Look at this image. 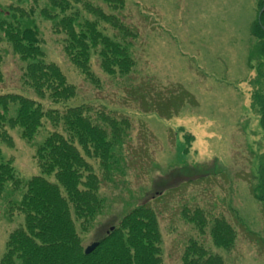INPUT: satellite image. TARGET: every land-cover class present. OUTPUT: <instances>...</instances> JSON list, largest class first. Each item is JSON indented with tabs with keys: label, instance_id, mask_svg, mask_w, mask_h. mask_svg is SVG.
<instances>
[{
	"label": "rangeland",
	"instance_id": "rangeland-1",
	"mask_svg": "<svg viewBox=\"0 0 264 264\" xmlns=\"http://www.w3.org/2000/svg\"><path fill=\"white\" fill-rule=\"evenodd\" d=\"M119 1L112 8L94 3L127 29L120 28L123 38L101 24L105 35L116 34L131 45L134 66L129 74L109 77L93 54L96 86L67 56L64 34L41 17L46 0H0V20L12 9L18 20L37 27L44 62L58 67L77 89L78 104L104 108L130 123L127 141L108 167L109 179L99 161L89 160L102 180L105 205L93 224H77L82 245L100 241L126 214L148 205L158 216L164 264H183L191 242L221 264H264V42L252 35L263 0ZM0 54V94H26L20 76L29 63L4 40ZM145 96L162 112L142 110ZM45 123L33 142L16 129L10 143H0L1 157L11 160L17 178L40 175L34 155L54 130ZM12 188L0 197V260L10 233L24 220L16 212L20 188ZM196 214L209 218L208 225L197 222ZM220 219L234 232L225 248L211 239L219 222L226 225Z\"/></svg>",
	"mask_w": 264,
	"mask_h": 264
},
{
	"label": "trees",
	"instance_id": "trees-1",
	"mask_svg": "<svg viewBox=\"0 0 264 264\" xmlns=\"http://www.w3.org/2000/svg\"><path fill=\"white\" fill-rule=\"evenodd\" d=\"M94 1L46 0L40 15L53 25L55 33L64 34L67 56L85 78L98 86L100 80L92 69L93 54L109 77L129 74L134 60L131 45L116 34L105 35L101 24L105 23L108 29L111 25L123 38L125 33L120 28L127 29L114 23V17L107 16ZM98 1L109 8L120 5L119 0ZM16 15L12 9L2 13L0 41L11 44L14 53L29 63L20 82L34 97L21 93L20 88L12 94H0V143H10V132L16 129L24 140L33 142L45 129V122L54 130L36 149L34 160L40 175L30 180L17 178L11 160L5 161L0 153V197L10 186L15 191L20 188L21 202L14 210L24 217L21 225L10 233L0 264H164L158 216L148 205L126 214L119 226L98 241L94 252L85 253L77 224L86 228L87 224H93L105 205L100 196L102 180L89 160L99 161V167L110 176L108 167L114 164L119 147L127 141L130 123L104 108L100 110L86 102L78 104L77 89L58 67L44 62L37 27L24 24ZM252 29V35L264 42V11ZM3 64L0 54V83L4 78ZM73 101L77 105H71ZM149 103L146 96L143 103L141 98V109L145 106V110L162 112L154 102ZM261 124L264 128V115ZM262 176L260 189L264 201V170ZM254 190L251 189L252 193ZM204 220L208 225L209 218L197 215L201 225ZM220 220L226 225L219 222L220 229L212 230L211 239L216 247L225 248V239H231L234 232L227 222ZM229 242L230 245L232 240ZM196 245L191 242L185 249L183 264H221L217 257L211 258Z\"/></svg>",
	"mask_w": 264,
	"mask_h": 264
},
{
	"label": "water",
	"instance_id": "water-1",
	"mask_svg": "<svg viewBox=\"0 0 264 264\" xmlns=\"http://www.w3.org/2000/svg\"><path fill=\"white\" fill-rule=\"evenodd\" d=\"M98 246H99V243H94V244H92L91 246H89V247L86 249L85 253H86L87 255L91 254L92 252H94V251L97 249Z\"/></svg>",
	"mask_w": 264,
	"mask_h": 264
}]
</instances>
